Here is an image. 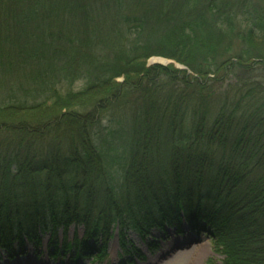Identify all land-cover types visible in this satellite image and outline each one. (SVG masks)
Listing matches in <instances>:
<instances>
[{"label": "trees", "instance_id": "trees-1", "mask_svg": "<svg viewBox=\"0 0 264 264\" xmlns=\"http://www.w3.org/2000/svg\"><path fill=\"white\" fill-rule=\"evenodd\" d=\"M252 59L264 0H0V241L60 229L66 248L81 226L93 251L173 218L221 264H264V68L235 72Z\"/></svg>", "mask_w": 264, "mask_h": 264}, {"label": "rangeland", "instance_id": "rangeland-1", "mask_svg": "<svg viewBox=\"0 0 264 264\" xmlns=\"http://www.w3.org/2000/svg\"><path fill=\"white\" fill-rule=\"evenodd\" d=\"M240 43V42H239ZM152 58H161L166 62H151ZM255 60V61H254ZM256 59L244 62L240 69L236 68L235 72L244 77V67L250 72V68H257L254 75L263 74V64ZM237 63V62H236ZM173 66L179 70L188 71L185 66L173 61L172 59L162 56H151L146 60L147 67L150 65ZM261 64V65H259ZM252 66V67H251ZM234 68V67H232ZM233 72V71H232ZM234 72V73H235ZM229 77V84L236 81V75ZM124 80L122 76L116 78L120 83ZM228 82V81H227ZM81 82L74 84V91L79 90ZM81 86V87H80ZM223 87L228 83H223ZM129 94V95H128ZM123 94L121 100L130 99L134 96L132 93ZM103 107V106H102ZM114 113H120L119 108H113ZM35 120V119H33ZM32 121V120H31ZM104 122V121H103ZM105 123V122H104ZM1 137V136H0ZM189 215V214H188ZM190 216V215H189ZM234 220V219H233ZM187 223V222H186ZM178 233L175 232V219H167L161 227L151 226L143 233L129 228L120 235V241L116 237V229L111 235L104 240L97 237H88L85 239L93 251H82L83 245L73 242V233L81 238L83 229L81 226L75 229L71 226L65 233V241L72 244L71 247L58 248L60 241H63L62 231H57V240L52 247L48 246V233L37 235L38 243L24 242L22 245H16L15 242L3 243L0 241V264H19V262L30 261V264H221L223 255L216 251L215 239H211L203 233H195L189 228L188 223L179 224ZM167 227V229L165 228ZM182 230V232H179ZM8 244V245H7ZM179 244V245H178ZM21 247V248H20ZM100 249L97 251V248ZM179 251V252H178ZM81 253V256L77 254ZM181 252L183 256L174 260V254ZM102 254L101 257H97Z\"/></svg>", "mask_w": 264, "mask_h": 264}, {"label": "bare ground", "instance_id": "bare-ground-1", "mask_svg": "<svg viewBox=\"0 0 264 264\" xmlns=\"http://www.w3.org/2000/svg\"><path fill=\"white\" fill-rule=\"evenodd\" d=\"M156 61H158V62H166L164 59H161V58H152L151 59V62H156ZM179 245V244H178ZM179 252V251H178ZM178 252H175V254H174V260L175 259H177V258H180L181 256H183L182 254H181V252L178 254ZM19 264H30V261H25V262H19ZM40 264H42V263H40ZM44 264H46V263H44Z\"/></svg>", "mask_w": 264, "mask_h": 264}]
</instances>
